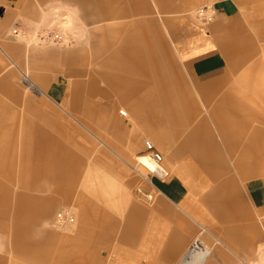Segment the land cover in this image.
<instances>
[{"label":"crops","instance_id":"1","mask_svg":"<svg viewBox=\"0 0 264 264\" xmlns=\"http://www.w3.org/2000/svg\"><path fill=\"white\" fill-rule=\"evenodd\" d=\"M139 1L144 8L150 5ZM69 2L82 8L93 3L100 18H106L108 6L138 5L135 0H0V163H17L10 152H23L18 163H27L26 140L20 147L13 139L27 104L17 75L28 57L42 65L44 54L26 38L57 15L60 3ZM208 4L216 16L205 30L190 12ZM151 5L167 18L165 30L103 27L101 39H112L106 36L113 33L118 45L106 43L96 52L99 73L84 74L79 67L84 53L64 59L69 64L64 72L76 77L70 108H62L72 122L59 115L71 134L86 129L108 146L90 124L93 115L104 113L102 103L114 104L115 150L138 154L150 141L168 178L153 180L160 193L151 205L142 204L132 192L136 179L125 169L132 163L98 159L97 167L105 170L101 186L90 187L88 195L76 193L79 159L63 146L56 154L52 138L42 135L36 157H46L45 162L34 160L35 171L27 176L58 185L48 192L38 185L14 193L0 187V231L19 239L20 256L29 264H243L263 244L264 0H151ZM14 28L26 37L11 35ZM50 58L51 65L58 63V52ZM48 81L41 87L28 83L39 96L57 97ZM71 142L76 148L75 139ZM3 152L10 157L1 158ZM61 182L69 185L60 189ZM62 206L75 208L78 223L53 230Z\"/></svg>","mask_w":264,"mask_h":264},{"label":"rangeland","instance_id":"2","mask_svg":"<svg viewBox=\"0 0 264 264\" xmlns=\"http://www.w3.org/2000/svg\"><path fill=\"white\" fill-rule=\"evenodd\" d=\"M76 2L78 3V1ZM76 2L60 3L57 15L53 19H49L42 28V30H50L62 35L64 39L66 38L63 45L55 43L42 45L39 44L34 36H28V38H26V42L30 45V48L43 51L44 61L42 66L38 63L31 62L30 57H28L25 70L17 75V82L21 94L25 95L27 104L25 108L22 107L20 109V118L17 128L19 134L14 136L13 139H16L15 143L20 145V147H24V142L26 140L27 163H18L19 156H23V152L9 153L16 159L17 163H0V187L9 188L12 193H14L18 187L20 188V186L23 187L24 185H26L27 188H32V186L37 185L39 187L43 186L41 188L42 192H48L49 190H52L51 187L55 188L56 185H58L48 180L34 182L27 176L29 172V175L31 176L35 171V165H37L34 163V160L37 161L36 146L40 144V137H42V135L52 138V141L54 142L52 148L56 154L59 153L58 146H63L67 149V153L73 152V156L79 159L78 163H81L79 166L80 176L75 183L76 193L84 192L88 195L90 193V187L99 188V186H101L100 181L103 180H99V176H105V170L97 167L98 159L99 163L100 161H102L101 163H132L128 170L126 167L125 169L127 174L135 178V173L133 172L132 167L136 166V158L142 152L138 154L135 152H129V155H123L120 151L115 150L114 104H111L108 107V105L106 106L102 103L101 106L104 107V113L101 115H93L90 124L91 131L93 133H98L99 136L108 143V146L98 144L95 137L86 129H81V131H76V133L71 134V126L67 124L61 115L67 119L70 118L62 108H70L72 86L76 77L68 76L64 72L67 69V66H69L64 59L66 57L68 58L70 54L75 52L84 53L85 60L82 61L79 66L84 69V74L90 70L99 73V67L96 65V52L100 47H104L106 43L110 45L112 42H115L116 45H118V41L115 39L113 40V33L106 36L112 37V39H107L105 37V39H101L100 36H104L102 34L103 32L101 33L103 27L105 28L109 26L113 29L114 26L113 32L116 30L115 26H118V24L122 27L121 31L124 32H135L136 30L164 31V21L167 18L161 14L158 8L151 5V0H148V3L150 4L148 8H144L142 1L139 0H135V3L138 5L134 8L124 7L121 9H115L108 6L106 18L99 17L100 9L98 7L95 8L93 3L82 8ZM197 8L190 12V16L193 17V13ZM146 14L148 16H146ZM138 21L139 24L137 23ZM124 43L126 42L124 41ZM51 52H58V63H54L55 65H51L50 63L52 61L50 58ZM46 53L48 54V59H45ZM73 67H75V65H73ZM56 68H59L62 72L55 73L53 70ZM24 77L27 78L29 83H33V86L36 85L37 87H41L40 84H45L48 79L49 81L52 80L54 83L53 88H56L57 97L45 98L44 96L37 95L34 91H31L23 85L22 79ZM36 78H41L43 81L38 83ZM82 78H85V76ZM102 85L104 88L105 84L103 83ZM85 91L86 89L84 88V92ZM120 108L121 107H119V114L121 112ZM69 120L71 121V119ZM73 122L75 121L73 120ZM82 122L87 123V120L82 119ZM74 124L79 126L77 122ZM82 133L85 135V138L83 135L81 136ZM73 139H75L77 144L76 148H74V143L71 142ZM100 149H103L106 154L100 155ZM8 157L10 156L7 152L1 153V158ZM45 158L46 157L42 156L41 161L38 160L37 163H44ZM140 172L142 173L143 171L140 169ZM68 185V182L59 183V186L61 187L60 189H64ZM136 186L137 180L134 188H132L134 196V189ZM142 186H144L146 190H149L146 185ZM135 198L142 204L151 205L140 198L138 199L136 196ZM64 208L69 209L75 218L74 223L66 227H73L78 223L75 208L73 206H62L57 210L60 211ZM57 210L55 212H58ZM66 227L53 228V230L57 229L58 231H62L67 229ZM50 229L52 228L50 227ZM3 232L0 231V258L4 260L5 264H29L20 256L19 251L21 243L18 241L19 239L14 241L12 239L13 236L11 237V235H9L8 230L5 231V233ZM32 235L35 234L32 233ZM262 236L264 239V230L262 231ZM242 262L246 264H264V241L262 246H258L254 249L250 261L243 260Z\"/></svg>","mask_w":264,"mask_h":264},{"label":"built area","instance_id":"3","mask_svg":"<svg viewBox=\"0 0 264 264\" xmlns=\"http://www.w3.org/2000/svg\"><path fill=\"white\" fill-rule=\"evenodd\" d=\"M215 16L216 10L213 5L199 7L193 13L195 21L205 30H207L214 21ZM11 35L26 37L27 34L24 30L14 28L11 30ZM33 36L36 37L39 44L42 45L48 43L63 45L66 39L56 32L42 29L35 30ZM22 83L25 86L27 85L28 80L26 77L22 79ZM143 145L144 151L136 158V166L132 167L137 180V186L135 187L134 192L138 199L140 198L146 203L152 204L156 196L160 193L155 187L153 180L165 181L168 178V172L164 168L161 154L155 151L153 144L150 141L145 140ZM140 158H145L146 163L139 160ZM140 169L143 171L142 173L140 172ZM142 185H146L149 190H146ZM74 221L75 218L71 211L64 208L55 213L51 225L54 228H64L68 225H72Z\"/></svg>","mask_w":264,"mask_h":264},{"label":"bare ground","instance_id":"4","mask_svg":"<svg viewBox=\"0 0 264 264\" xmlns=\"http://www.w3.org/2000/svg\"><path fill=\"white\" fill-rule=\"evenodd\" d=\"M27 85H28V87L32 90H34L35 91V93H38L29 83H27ZM32 90V91H33ZM139 160H141L142 162H144V163H146V160H145V158H140Z\"/></svg>","mask_w":264,"mask_h":264}]
</instances>
